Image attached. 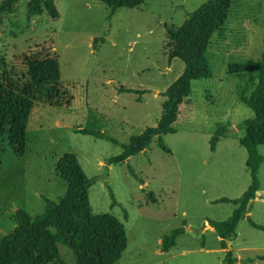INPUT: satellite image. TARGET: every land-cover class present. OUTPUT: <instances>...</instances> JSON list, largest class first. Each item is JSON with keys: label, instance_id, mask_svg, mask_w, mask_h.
I'll return each mask as SVG.
<instances>
[{"label": "rangeland", "instance_id": "374dc122", "mask_svg": "<svg viewBox=\"0 0 264 264\" xmlns=\"http://www.w3.org/2000/svg\"><path fill=\"white\" fill-rule=\"evenodd\" d=\"M52 1L56 18L45 12L26 18L27 0H16L14 11L0 20V79L23 81L26 57L54 56L65 92L55 101H34L22 156H14L0 136V237L12 229L15 209L33 216L46 200L61 196L62 175L72 166L85 179L96 176L87 189L92 213L107 212L123 223L126 246L113 264H223L217 236L203 221L226 218L234 205L213 200L235 198L249 183L237 137L243 133L242 119L252 113L238 94H247L254 80L227 68L259 58L264 0H233L223 37L213 35L206 52L210 77L191 81L173 122L176 132L162 136L169 152L152 138L140 152L109 165L106 159L130 135L159 117L160 93L184 67L177 58L167 60V30L206 0H142L109 17L98 0ZM218 126L228 132L210 151L208 138ZM76 128L99 130L114 142ZM256 151L263 158L257 178L264 193V145ZM110 193L116 201L112 206ZM249 205V218L264 225V203ZM182 220L186 228L162 255L160 237ZM229 241L233 255L264 253V232L245 217ZM243 246L255 249L240 251ZM59 252L72 264L67 247L59 245Z\"/></svg>", "mask_w": 264, "mask_h": 264}, {"label": "trees", "instance_id": "16d2710c", "mask_svg": "<svg viewBox=\"0 0 264 264\" xmlns=\"http://www.w3.org/2000/svg\"><path fill=\"white\" fill-rule=\"evenodd\" d=\"M108 9V17L117 8H136L142 0H98ZM16 0L0 1L1 17L14 11ZM233 0H206L188 12L174 30H167V60L177 58L183 63V69L177 77L160 93V114L154 125L146 126L138 134L130 135L128 141L121 144L120 151L108 157L106 164L121 163L129 156L143 150L152 138L165 152L169 149L163 143L162 136L176 132L173 122L178 107L190 92L193 80L208 78L211 75L207 61L211 37H223ZM45 12L56 18L58 12L52 0H27L25 17L38 16ZM27 78L23 81H2L0 79V136H5L7 146L14 156H22L25 151V127L29 112L35 100L55 101L65 94L59 84L58 63L54 56L26 57L24 59ZM229 73H248L253 81L247 94H238L240 101L251 111V116L242 119L241 136L237 137L246 153L245 168L249 183L235 198L219 197L214 202H230L234 205L230 214L222 220L207 219V224L219 237V247L224 249L223 264H234L235 257L226 249V241L235 235V226L241 218L259 230L264 225L253 222L246 216L249 202L258 189L257 168L262 161L256 146L264 145V35L259 58L254 63L228 64ZM76 132L113 141L99 130L76 128ZM228 129L216 127L208 138V148L214 150L219 137L227 135ZM67 171L69 172L67 174ZM79 171V169H78ZM74 173L67 166L62 175L66 189L63 197L46 200V206L36 218L27 215L22 209H15L12 215L13 227L0 237V264H66L59 252V245L67 247L72 255V264H113L126 246L123 223L110 213H92L87 198V189L96 176L81 177L80 171ZM98 177V176H97ZM110 205L116 201L110 193ZM122 218L127 214L122 208ZM181 225L170 229L160 237L159 250L167 251L175 237L183 232ZM260 259L264 255L258 256Z\"/></svg>", "mask_w": 264, "mask_h": 264}, {"label": "crops", "instance_id": "0c3cea01", "mask_svg": "<svg viewBox=\"0 0 264 264\" xmlns=\"http://www.w3.org/2000/svg\"><path fill=\"white\" fill-rule=\"evenodd\" d=\"M214 150H215V147H214ZM213 150V151H214ZM64 194H65V192L61 195V196H58V197H63L64 196ZM263 194L264 193H261V191L260 190H256L255 191V193H254V197H253V199L250 201V203H254V202H261V203H264V197H262L263 196ZM48 200H50L51 201V199H48ZM56 199H54V201H55ZM46 206V201L44 202V206H43V208ZM251 207H250V205H249V207H248V209H247V212H246V216H248L249 217V215L251 214V209H250ZM27 214V213H26ZM28 215V214H27ZM38 214H35V215H33V217L32 218H36V216H37ZM245 220H246V218H245ZM247 221V220H246ZM254 222V221H253ZM203 224H205V229H207V230H210V231H213V228L212 227H210L208 224H207V221L206 220H204L203 221ZM257 224H259V223H257ZM237 225V224H236ZM260 225H263V224H260ZM186 228V225H185V223H184V225H183V231H184V229ZM257 230H259V229H257ZM259 231H261V230H259ZM263 232H264V230H262ZM215 233V232H214ZM217 236V235H216ZM217 240H218V244H219V237H217ZM229 243H230V241L229 240H227L226 241V249H229ZM174 245V244H173ZM172 245V246H173ZM171 246V247H172ZM170 247V248H171ZM170 248L167 250V251H160V250H158L160 253H162V255L163 254H168L169 253V251H170ZM220 248V247H219ZM159 249V248H158ZM255 249V248H254ZM254 249H250V247H248V246H243V247H240V251H249V250H254ZM220 250H221V252L223 253V251H224V249H221L220 248ZM230 250V249H229ZM231 251V250H230ZM182 252V251H181ZM233 252H235V251H233ZM232 255H233V253H232ZM262 255H264V253H251L250 255H245V256H243V257H239L238 256V254H235L234 253V257H235V262H234V264H256L257 262H264V258L263 259H260L258 256H262ZM222 258V257H221ZM222 262V261H221Z\"/></svg>", "mask_w": 264, "mask_h": 264}]
</instances>
